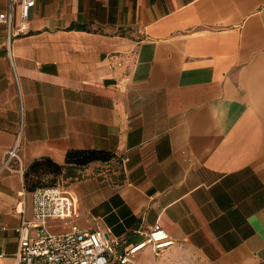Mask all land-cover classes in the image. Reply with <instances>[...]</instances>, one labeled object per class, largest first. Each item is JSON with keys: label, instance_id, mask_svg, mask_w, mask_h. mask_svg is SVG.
Segmentation results:
<instances>
[{"label": "crops", "instance_id": "1", "mask_svg": "<svg viewBox=\"0 0 264 264\" xmlns=\"http://www.w3.org/2000/svg\"><path fill=\"white\" fill-rule=\"evenodd\" d=\"M29 23L0 24V264L55 175L32 165L77 151L109 158L58 174L73 216L50 232L129 250L159 224L174 243L128 264H264V0H35Z\"/></svg>", "mask_w": 264, "mask_h": 264}, {"label": "built area", "instance_id": "2", "mask_svg": "<svg viewBox=\"0 0 264 264\" xmlns=\"http://www.w3.org/2000/svg\"><path fill=\"white\" fill-rule=\"evenodd\" d=\"M6 9L0 11V24L7 26L9 36L27 35L31 31L29 17L35 0H0ZM19 22L14 26L15 13ZM18 144L8 153L3 170L13 172L12 162L20 160ZM23 173V168L19 170ZM24 191L19 193L23 196ZM32 221L24 219L15 228L18 238L17 264H128L133 256L147 246L156 255L174 243V239L159 224L155 225L145 240L129 250L122 248L121 238L111 234L108 228L94 230L73 226L69 231L55 234L49 231L50 220L67 221L73 216L71 199L65 195L61 184L41 186L32 192Z\"/></svg>", "mask_w": 264, "mask_h": 264}, {"label": "trees", "instance_id": "3", "mask_svg": "<svg viewBox=\"0 0 264 264\" xmlns=\"http://www.w3.org/2000/svg\"><path fill=\"white\" fill-rule=\"evenodd\" d=\"M109 155L104 154L102 152L97 151H77V152H69L67 154L66 163L67 166L63 167L56 163H54L50 159H45L43 161H36L32 166L34 168L33 171L40 173H55L59 174L63 173V177L65 180L67 179H76L80 177L78 173L83 166L96 161V160H107ZM118 264V263H116Z\"/></svg>", "mask_w": 264, "mask_h": 264}, {"label": "rangeland", "instance_id": "4", "mask_svg": "<svg viewBox=\"0 0 264 264\" xmlns=\"http://www.w3.org/2000/svg\"><path fill=\"white\" fill-rule=\"evenodd\" d=\"M59 175L55 174L54 176H48L44 175L42 180L40 181L43 185H50V184H55L59 180Z\"/></svg>", "mask_w": 264, "mask_h": 264}]
</instances>
